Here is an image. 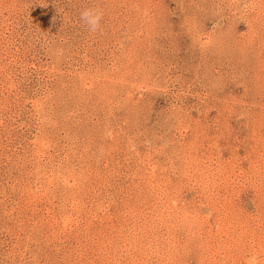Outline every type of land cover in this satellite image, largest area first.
Returning a JSON list of instances; mask_svg holds the SVG:
<instances>
[{
	"label": "rangeland",
	"instance_id": "rangeland-1",
	"mask_svg": "<svg viewBox=\"0 0 264 264\" xmlns=\"http://www.w3.org/2000/svg\"><path fill=\"white\" fill-rule=\"evenodd\" d=\"M0 264H264V0H0Z\"/></svg>",
	"mask_w": 264,
	"mask_h": 264
},
{
	"label": "clouds",
	"instance_id": "clouds-1",
	"mask_svg": "<svg viewBox=\"0 0 264 264\" xmlns=\"http://www.w3.org/2000/svg\"><path fill=\"white\" fill-rule=\"evenodd\" d=\"M104 10L100 7H88L80 12V21L90 33H103Z\"/></svg>",
	"mask_w": 264,
	"mask_h": 264
}]
</instances>
